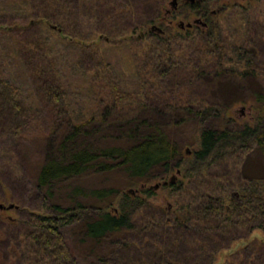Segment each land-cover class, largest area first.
I'll list each match as a JSON object with an SVG mask.
<instances>
[{"label": "trees", "instance_id": "16d2710c", "mask_svg": "<svg viewBox=\"0 0 264 264\" xmlns=\"http://www.w3.org/2000/svg\"><path fill=\"white\" fill-rule=\"evenodd\" d=\"M9 1L12 0H0V11H7L0 14V32L10 38L12 33L19 35L14 40L24 64V76L30 81L31 89L51 120L39 130L41 140L53 138L47 143L49 154L34 171L36 187L45 189L44 197L49 198L53 196L54 185L62 179L115 171L123 174L124 184L117 188L93 187L85 190L82 186L73 187L72 197L82 195L86 203L75 201L73 205L66 206L60 202L52 204V212L58 218L36 213L21 219L0 217V227H3L0 230V264H66V260L75 263L71 257L69 259V255L68 258L64 256L70 248L59 232V227L71 224H75L79 237L75 250L77 247L86 253L84 261L88 260L87 264H119L121 259L127 260L129 253L121 258L118 256L120 253L112 259L110 257L116 249L131 250L133 243L126 241L127 234L135 229V216L148 206V202L138 195L132 197L121 191L157 177L159 171H163L160 174L163 176L173 169L183 168V177L190 178L188 187L184 186L182 180L169 181L165 185L180 194V206L177 210L160 211L158 219L153 217L141 227L142 237L147 233L150 235L152 229L160 230L161 238L156 241L140 238V253L142 247L147 245L150 253L146 257L151 255L149 258H153L156 264H213L217 252L227 247L233 239L255 228L264 231V172L261 176L254 175L243 172L241 168L232 177L223 166L233 159L242 161L249 152L264 163V124L258 120L254 125L244 124L238 128L218 126V122L215 126H209L206 124L207 119L214 115L213 118L218 120L230 108V102L222 106L219 104L223 102L218 101L213 104L198 102V106L192 107L190 105L193 103L190 102L193 100L179 101L175 98L164 104V108L186 110L196 124L195 139L198 145L193 157L187 158L181 150V144L171 135L173 125L165 121L152 122L150 117L139 119L136 114H131L133 109L140 107L146 109L147 106L149 111L156 109L148 104L143 105L138 96L133 98L111 84V105L106 106L100 116L90 118L95 124L87 129L88 124L80 123L84 118L79 121L71 115L67 93L63 90L51 48L37 32L42 29L53 31L49 26L55 23L71 37L78 34L83 37L80 35L83 32L81 28L69 23V18L78 22L70 16L80 7L90 13L96 6L102 8L107 5L109 0H97L98 5L92 6L91 1L81 6L80 3L77 5V0H22L26 2L25 7H21L25 14L17 17L11 14ZM191 8L197 9L196 6ZM250 17H246L247 24ZM248 28L251 33L253 28L249 25ZM175 37L169 33L154 34L145 52V83L149 82L147 90L151 95L148 96V91L145 94L151 102L154 99L151 96L163 85L164 79L177 80L181 74L199 73L214 79L223 74H233L243 79L251 75L264 83V53L254 46L235 48L239 61L245 62L239 65L238 70L224 67L226 47L221 44L215 25L208 29L201 28L199 34L183 39L184 45L176 41ZM178 50L183 52L179 53ZM83 53L85 58L91 57L85 55L87 51ZM2 66L0 59V99L5 104L9 105L12 100L15 104L12 105L13 112L9 119L5 115L0 117V125L19 133L38 119L37 109L33 112V108L27 106L25 109L33 113L30 118L19 121L21 111L25 112L23 103H20L23 99L20 101L17 98L22 95L21 92L15 95L20 86H14L9 78L2 77ZM92 66L87 68L89 72ZM246 89L250 99L242 95L232 102H251L259 118H262L264 87ZM109 127H116V133H101V130L105 131ZM80 136L96 138L78 143ZM57 139L58 143H55ZM195 139L189 144H193ZM56 144L57 148L54 146ZM217 166L220 172L214 171ZM242 172L246 174L244 178L240 176ZM234 187L237 188V197L230 196ZM143 192L147 196L154 194L151 189H144ZM116 197L117 210H109ZM18 228L20 238L12 242L13 238L9 234ZM109 259L114 262L111 263ZM144 259L142 257L138 263L147 264L148 261ZM230 259L226 264H264V242L253 241Z\"/></svg>", "mask_w": 264, "mask_h": 264}, {"label": "rangeland", "instance_id": "374dc122", "mask_svg": "<svg viewBox=\"0 0 264 264\" xmlns=\"http://www.w3.org/2000/svg\"><path fill=\"white\" fill-rule=\"evenodd\" d=\"M89 1H91V6L94 4L98 5L97 0H77V5L80 3L79 5L83 6L84 3ZM171 1L109 0L106 3L107 5H101L103 6L102 8L96 6L90 13L85 12L83 7H80L70 16L77 19L78 22L75 23L72 18H69V23H71V26L75 25L81 28L80 30L83 32H80V35L83 37H80L79 34L71 37L68 32H63L55 23L49 26L53 31L42 29L37 33L41 34L40 36L47 41L51 48L63 90L67 93L66 99L71 115L78 120L80 119L79 121L84 118L80 123L85 122L88 124L86 126L87 129L95 124L90 118L100 116L101 113L105 112L106 106L111 105V84H114L116 88L130 94L133 98L138 96L143 105L148 104L156 109V111H149V107L145 106L146 109L142 107L133 109L130 112L131 114H136L139 119L150 117L152 122L165 121L173 125V129L170 130L173 139L178 144H181V150L185 152V156L192 158L193 151L198 145L197 139H195L196 124L192 121V115L187 114V111L183 109L172 111L169 107L164 108V104L170 103L175 98V100L179 101L190 102L193 100L194 102H190V104L193 103V105H190L192 107H195L198 102L199 104L223 102L219 104L221 106L230 102V108L218 120L216 117L213 118L214 115H211L207 119L206 124L215 126V123L218 122V126L229 128H238L244 124L254 125L259 121L264 124V112L261 114L262 118H259V114L253 108L251 102H232L242 95L247 96L246 87H248L246 91L250 88L258 89L264 87V83L259 78L250 77L251 75L243 79L233 74H223L218 76V79H214L208 75L205 76V74L198 75L199 73L194 75H190V73L181 74L177 77V80L164 79L162 81L163 85L151 96V98H154L153 102H151L149 98L151 92L149 94L147 90L150 85L149 82L145 83L144 59L146 57L145 52L154 34L163 33V35H167L169 33V35L176 36L175 40L183 42L181 44L184 45L183 39L199 34L201 29L196 24L191 27H185L188 22H192L198 16L188 10V8L186 9L185 6L187 5L190 8L191 4L195 5L193 3L196 0H193L191 4L188 2L190 0H178V9L176 11L172 10V15L165 16L166 9H171ZM202 3L207 5L209 11H215L214 14L209 15L206 28L208 29L211 25H215L221 44L226 47V57L223 61L224 67H231L236 71L239 65L245 63L244 61H239L240 57L236 52V47L254 46L257 50H261L264 53V0H201L199 4L196 3V7H200ZM25 5L26 2L24 3L22 0L9 1L10 10H13H11V14L13 15L14 13L13 17L24 16L25 12L21 7H25ZM4 12L7 11H0V14ZM247 15L251 16L250 21H248L249 24L246 22ZM169 18H172L171 24L168 23ZM202 19L205 20L207 18L202 17ZM181 21L184 22L182 27L178 26ZM248 25L253 28L251 33L248 32V30H251L250 28L247 29ZM153 26L161 28L163 31L160 32L158 29H154ZM12 34L13 39L9 35L0 32V59L3 64V73L1 75L9 78L14 86H20L15 95L21 92L22 95L17 96V98L19 100L23 99L22 101L20 100V103H23L25 112L21 111L19 121L30 118V115L36 109L38 119L33 121L31 126L26 128L25 131L23 130L19 133H14V129L9 130L7 127L0 125V203L5 206L14 205L12 208L0 209V217L21 219L28 217V214L36 213L40 216L50 215L58 218L57 214L52 212L54 210L51 207L52 204L60 202L66 206L73 205L75 201L86 203V198L82 195L72 197L71 190L73 187L82 186L84 190L93 187L111 186L117 188L118 186H123L122 178L124 176L122 173L115 171L113 173L86 174L77 179H62L54 185L53 196L49 198L44 197L45 189L36 187L34 171L37 165L42 164L46 155L49 154L47 143L53 138H49L48 141L45 138L43 141L40 139L39 134L47 121L51 122V120L31 89L30 81L24 76V64L15 47L16 40H14L19 38V35ZM83 51H87L85 55H90L93 58V62H91V57L85 58L82 55ZM178 52L182 53L183 51L178 50ZM91 64H93L92 71L89 72L87 68ZM147 91L149 99L145 94ZM247 97V99H250L249 95ZM3 104H5V101L0 99V117L5 115L9 119L10 113L13 112L12 105L15 104V101L12 100L9 105ZM27 106L29 108L32 107L33 112L27 111L25 109ZM115 128L109 127L105 131L101 130V133H116ZM44 137H46V134ZM90 138L94 139L96 136ZM90 138L80 136L77 142L90 141ZM194 139V143L189 144ZM58 140L55 143H58ZM54 146L57 148V144ZM223 166L228 169L232 177L237 175L241 168L245 173L254 175L260 174L261 176L264 172V163L256 160L254 153L250 152L244 156L242 161L233 159L228 161L227 164H223ZM182 170L183 168L179 169V173H177L176 169H173L163 176H160L163 171H159L157 177L138 183L136 186H128L121 191L127 192L132 197L138 195L141 199H147L148 206L144 207L139 215L135 216L136 227L127 234L126 241L133 243L131 250L116 249L110 257L111 259L119 253V258L129 253L130 259L126 258L127 260L124 261L121 259V261H118L120 262L119 264H141L138 262L142 257L148 261L147 264H156L153 258H149L151 255L146 257L150 253L147 245L142 247L143 251L140 253V240L149 238L156 241L157 238H161L160 230L152 229L150 235L147 233L146 236L143 235L142 237L141 227L148 221L150 222L153 217L158 219L160 211L178 209L181 200L180 194L173 191L172 188L165 187L162 181H169V178L174 176V181L170 182L182 180L184 186L188 187L190 178H184ZM214 171L220 172L221 170L217 166ZM243 172L239 175L244 178L246 174ZM142 184L143 187L141 188ZM155 184H159V186L154 187ZM144 189H151L154 194L147 196L143 192ZM236 191L237 188L234 187L230 192V196L237 197ZM117 208L118 197L115 198L109 210H117ZM21 228L27 229L26 227ZM19 229L12 230L9 234V237L13 238L12 242L20 238V234L17 233ZM0 230H3V227H0ZM244 230L246 232V229ZM59 232L70 248L64 256L68 258L69 255V259L71 257L75 262L72 263L71 260H66L65 263L87 264L88 260L84 261L87 257L86 253H82L77 247L75 250V246L79 242L75 224L61 226L59 227ZM22 236L24 237V235ZM23 241L21 240V242ZM253 241L264 242V231L262 229L255 228L247 232L246 235L233 239L227 247L217 252L213 264H226V262L231 260L232 255ZM111 259L109 261L111 263L114 262Z\"/></svg>", "mask_w": 264, "mask_h": 264}, {"label": "flooded vegetation", "instance_id": "af4514ba", "mask_svg": "<svg viewBox=\"0 0 264 264\" xmlns=\"http://www.w3.org/2000/svg\"><path fill=\"white\" fill-rule=\"evenodd\" d=\"M195 1V0H194ZM198 1V2H197ZM199 1H201V0H196L194 3H193V0H190V1H188L190 4L191 3H193V4H195V5H192L191 4V6H196L197 4L196 3H198L199 4ZM203 1V0H202ZM205 1V0H204ZM186 3H187V1H185ZM185 3V4H186ZM170 4H171V9H166V11H165V16H168V15H172V10L173 11H176L177 9H178V0H172L171 2H170ZM191 6H190V8L189 7H187V5L185 6L186 7V9L188 8V10H190L191 12H193V13H196L198 16H196L193 20H192V22H188L186 25H185V27H191L193 24H196V25H199L201 28H203V29H206V27L208 26V17H209V15H211V14H214L215 13V11L213 10V11H209L208 10V8H207V5L205 4V3H202L201 5H200V7H196L197 9H193V8H191ZM202 17H206L207 19H205V20H203L202 19ZM168 23L169 24H171L172 23V18H169V20H168ZM188 24H190V25H188ZM184 25V22H179L178 23V26H183ZM153 28L155 29H158V31H160V32H162L163 30L161 29V28H157V27H155V26H153Z\"/></svg>", "mask_w": 264, "mask_h": 264}, {"label": "water", "instance_id": "95a60500", "mask_svg": "<svg viewBox=\"0 0 264 264\" xmlns=\"http://www.w3.org/2000/svg\"><path fill=\"white\" fill-rule=\"evenodd\" d=\"M188 25H190V24H188ZM52 27L55 28L54 25H52ZM176 172L179 173V169H177ZM169 181H174V176L170 177V178H169ZM169 181H168V180H163V181H162V184L166 185ZM158 186H159V184H155V185H154V187H158ZM141 187H143V184L141 185ZM12 207H14L13 204H9V205L5 206V205H3V204L0 203V209H4V208H12Z\"/></svg>", "mask_w": 264, "mask_h": 264}]
</instances>
